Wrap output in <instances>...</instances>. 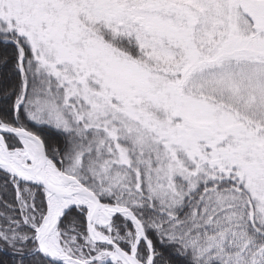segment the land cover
<instances>
[{
    "label": "snow or ice",
    "instance_id": "snow-or-ice-1",
    "mask_svg": "<svg viewBox=\"0 0 264 264\" xmlns=\"http://www.w3.org/2000/svg\"><path fill=\"white\" fill-rule=\"evenodd\" d=\"M0 264H264V0H0Z\"/></svg>",
    "mask_w": 264,
    "mask_h": 264
}]
</instances>
